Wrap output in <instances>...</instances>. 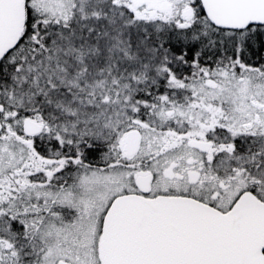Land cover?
Here are the masks:
<instances>
[{
  "label": "snow or ice",
  "instance_id": "1",
  "mask_svg": "<svg viewBox=\"0 0 264 264\" xmlns=\"http://www.w3.org/2000/svg\"><path fill=\"white\" fill-rule=\"evenodd\" d=\"M0 264H264V0H0Z\"/></svg>",
  "mask_w": 264,
  "mask_h": 264
}]
</instances>
